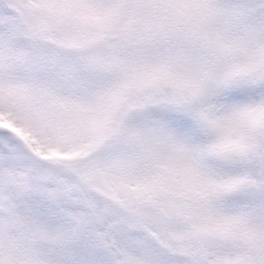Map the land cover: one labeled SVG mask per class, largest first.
<instances>
[{"label": "snow or ice", "instance_id": "1", "mask_svg": "<svg viewBox=\"0 0 264 264\" xmlns=\"http://www.w3.org/2000/svg\"><path fill=\"white\" fill-rule=\"evenodd\" d=\"M48 15L86 40L117 18L135 33L120 48L101 44L138 85L122 109L135 108L138 127L125 129L113 152L131 155L160 212L185 233L171 251L148 244L157 264H264V0H69ZM33 17L28 0H0V32L22 30ZM60 70L87 77L78 66ZM26 156L0 129V167L15 169ZM53 184L13 200L25 231L37 224L67 232L62 244L37 242L41 258L109 264L96 235L108 220L78 225L68 214L75 209L49 194Z\"/></svg>", "mask_w": 264, "mask_h": 264}, {"label": "rangeland", "instance_id": "2", "mask_svg": "<svg viewBox=\"0 0 264 264\" xmlns=\"http://www.w3.org/2000/svg\"><path fill=\"white\" fill-rule=\"evenodd\" d=\"M67 2L28 0L32 22L0 32V129L10 131L27 153L15 169L0 167V261L9 264L11 250L15 264H48L36 243L64 242L66 230L33 224L25 231L13 211L14 198L54 180L49 194L75 209L68 214L78 225L108 220L96 235L109 264H157L148 244L171 251L185 233L160 212L157 191L131 155L113 152L124 130L138 127L135 108L122 111L138 85L101 44L107 39L120 48L135 33L127 19L117 18L102 37L86 40L48 15L53 5ZM62 65L78 66L87 77L63 72Z\"/></svg>", "mask_w": 264, "mask_h": 264}]
</instances>
